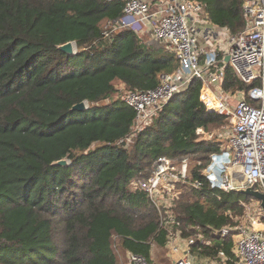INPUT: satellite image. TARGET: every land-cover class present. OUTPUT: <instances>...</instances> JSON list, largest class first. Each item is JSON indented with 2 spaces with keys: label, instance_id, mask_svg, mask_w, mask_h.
<instances>
[{
  "label": "trees",
  "instance_id": "obj_1",
  "mask_svg": "<svg viewBox=\"0 0 264 264\" xmlns=\"http://www.w3.org/2000/svg\"><path fill=\"white\" fill-rule=\"evenodd\" d=\"M199 1L217 26L245 28L244 0ZM125 3L0 0V264H119L116 247L157 264L150 247L166 246L170 233L196 238L193 253L238 260L232 235L216 232L255 198L214 188L206 176L223 142L208 135L228 119L204 107V81L195 78L127 144L135 112L119 93L154 88L179 63L129 29L103 38ZM69 41L74 55L59 48ZM222 87L251 88L229 64ZM83 101L87 109H72ZM160 155L191 158L188 182L162 210L133 186ZM63 158L67 166L53 164Z\"/></svg>",
  "mask_w": 264,
  "mask_h": 264
},
{
  "label": "built area",
  "instance_id": "obj_2",
  "mask_svg": "<svg viewBox=\"0 0 264 264\" xmlns=\"http://www.w3.org/2000/svg\"><path fill=\"white\" fill-rule=\"evenodd\" d=\"M125 1L122 16L104 24L103 38H111L121 29L132 30L140 37L149 33L174 53L179 63L176 70L160 74L156 87L119 93L121 101L135 112L133 133L127 140L143 131L164 106L200 78L204 81L200 94L204 107L226 116L230 125L227 145L211 155L206 168L212 187L228 192L255 185L264 192V0H244L246 26L232 36L222 56L218 47L208 48L196 33V23L206 14L203 2L163 0L157 10L151 0ZM228 56L230 60L226 62ZM227 64L240 81L251 86L235 105L230 102L235 93L222 87ZM197 132L203 133V129ZM214 136L218 134L211 133L208 138ZM189 166L188 156L175 159L160 155L153 161L148 176L134 180L133 186L147 192L159 210L170 208L180 195L177 183L188 182ZM190 184L200 187L199 183ZM252 201H241L249 210V221L224 226L216 232L223 237L232 235L238 259L235 264H264V211L258 200ZM173 235L170 233L168 239L175 254L174 264H201L190 255L196 238ZM118 257L119 264H150L146 256L132 251L121 252Z\"/></svg>",
  "mask_w": 264,
  "mask_h": 264
},
{
  "label": "rangeland",
  "instance_id": "obj_3",
  "mask_svg": "<svg viewBox=\"0 0 264 264\" xmlns=\"http://www.w3.org/2000/svg\"><path fill=\"white\" fill-rule=\"evenodd\" d=\"M151 43L153 45H157V46L158 45L161 46V44H162L161 42H157V41H154V40ZM157 46L155 48H157ZM153 52L155 53V55H159L160 50H153ZM116 95H114V98L112 97L110 99V101H108V102H113L114 100H116ZM230 102H231L232 105H235L237 103V101L235 99L231 100ZM105 103H107V102H105ZM86 105L89 106V103L86 104ZM229 127H230V125H229V121H228L227 123L223 124L220 128L215 130V132H213V134H215V135L218 134L219 139L223 140V142H222L223 146H226L227 143H228L227 135H228ZM131 142H132V139L131 140H127V144L130 145ZM190 161H191V158L189 157V164H191ZM152 163H151V165H149L146 168L148 173L150 172ZM230 198L231 199H235L236 195L235 194H231ZM251 202L254 203V201H251ZM248 206H250V204H248ZM244 208H245L244 214L240 215L238 217H235L237 224L239 222L249 221V219H248V216H249L248 215V211L249 210H247L246 207H244ZM253 212L254 211L252 209H250V213L252 214ZM174 234H176V233H174ZM172 237H174L173 233H172ZM116 251H117V254H118L117 256H119V254H121V252L118 249V247H116ZM150 251H151V255L150 256L153 257L154 261L157 262V264H174L175 254H174L173 247L170 246L169 241H168L166 246H160L157 243L156 244H152L151 247H150ZM1 255H2V250H0V256ZM190 255L192 256V258L194 260H196L198 263H201V264H226V259H225V257L223 255H221V260L212 259V258H209V257L202 256V255H200V254H198L196 252L193 253L191 251V248H190ZM118 261H119V257H118Z\"/></svg>",
  "mask_w": 264,
  "mask_h": 264
},
{
  "label": "crops",
  "instance_id": "obj_4",
  "mask_svg": "<svg viewBox=\"0 0 264 264\" xmlns=\"http://www.w3.org/2000/svg\"><path fill=\"white\" fill-rule=\"evenodd\" d=\"M151 1L153 3V8H156L157 10L160 8L161 3L163 2V0H151ZM201 19L202 20L196 23L195 25L196 33L199 35L201 40L205 44H207L208 48L218 47L220 56H222L224 53H226L224 49H226L228 45H230L232 36H234L235 34H232L228 28L217 26L216 24L211 22L206 14L202 16ZM143 37L148 41L149 44H152L151 42L153 41V38L149 33H145ZM156 46L157 45H154V47ZM157 48H164V46L161 44V46L158 45ZM216 85L217 84H215V86ZM233 93H235L234 97L236 101L238 100V98L244 96V93L241 90Z\"/></svg>",
  "mask_w": 264,
  "mask_h": 264
},
{
  "label": "water",
  "instance_id": "obj_5",
  "mask_svg": "<svg viewBox=\"0 0 264 264\" xmlns=\"http://www.w3.org/2000/svg\"><path fill=\"white\" fill-rule=\"evenodd\" d=\"M59 48L69 55H74L76 53V47L73 41H69L65 44H62L59 46ZM226 60L227 62H229L230 60L229 56L226 58ZM72 109L83 111L87 109L86 102L83 101L78 104H75ZM211 111L214 112V110H211ZM53 164L60 165V166H67L69 164V160L67 158H63V159L54 161ZM237 191L254 197L255 200H258L260 202V206L262 207L264 211V192L261 191L259 188H256L255 185H250L246 188H238Z\"/></svg>",
  "mask_w": 264,
  "mask_h": 264
}]
</instances>
